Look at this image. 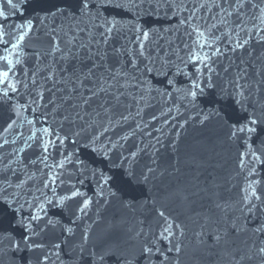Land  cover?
<instances>
[{
	"label": "water",
	"instance_id": "water-1",
	"mask_svg": "<svg viewBox=\"0 0 264 264\" xmlns=\"http://www.w3.org/2000/svg\"><path fill=\"white\" fill-rule=\"evenodd\" d=\"M13 3L0 0L11 42L19 25L33 28L19 48L0 45L13 60L10 80L18 89L0 85V264H261L254 253L264 242L255 232L264 221V0L243 7L228 6L235 0H101L90 13L80 12L77 0ZM193 29L214 34L212 47L195 48L210 67L189 61ZM73 36L94 51L120 50L119 63L109 58L127 73L128 86L111 81V92L125 93L119 105L105 94L90 106L65 102L74 77L62 71L69 65L53 38L66 52ZM243 125L255 131L231 136ZM44 128L60 136L48 153L55 135ZM77 190L83 195L73 197ZM168 224L176 234L165 239ZM217 230L229 232L227 242L215 243Z\"/></svg>",
	"mask_w": 264,
	"mask_h": 264
},
{
	"label": "snow or ice",
	"instance_id": "snow-or-ice-1",
	"mask_svg": "<svg viewBox=\"0 0 264 264\" xmlns=\"http://www.w3.org/2000/svg\"><path fill=\"white\" fill-rule=\"evenodd\" d=\"M245 0H235V5L229 4V7L238 6L243 7ZM96 4L97 7L100 6L101 0H77L78 9L82 13H90L91 6L93 4ZM224 4H228V0H223ZM7 4L11 5L13 8L16 7V5L13 3V0H7ZM217 7H221V4H217ZM224 11H227L225 8ZM229 15H231V12H228ZM0 17H3L4 19H7L5 13L0 10ZM184 21H182L183 23ZM33 28L32 23L29 21L27 24H21L18 26V32L19 34L15 36L16 43L11 42L12 33H6L5 26L3 24H0V45H8L11 44L12 49H17L20 47L21 43L25 41V38L29 33L31 32ZM115 28L114 23H110L106 26V32L104 34V40L103 43L107 44L108 39L111 37V34ZM195 32L197 39L193 43V50L189 53V61L196 65L199 63H204L205 66L207 65V60L210 59L206 54L201 57L196 51L195 48L204 49L207 47H212V45L209 43V40L211 39L212 33H209L206 36V33L204 31H200L198 29H193ZM189 35H192V33H189ZM144 39H147L148 33L143 34ZM8 37V38H6ZM200 38H203L204 42H200ZM78 40V37L73 36L71 37L66 43L70 45L68 50L65 52L64 49L60 48V42L59 40L53 38V47L56 50H59L60 60L67 62L69 65L68 67H62V71L69 72L74 79H71V83L74 85V87L68 89V95L65 98V102L69 103L71 107H85L90 106L91 102L95 100L97 97H100L101 94L105 95H111L113 97V100L111 101L113 107L116 105H119L121 103L120 97L122 95H125V93L119 92L117 89V92H111V89L115 87V84L111 83V81L123 79L125 81L124 84H121V87L128 86V80H127V73L121 69L116 68L115 64H112L109 62V58L116 60L117 63H119L118 56L121 54L120 50H114L112 53H109L108 51L97 49L93 50V47L91 46V42L89 44H77L76 41ZM247 40H245L243 43L237 42L238 48H243L245 44H247ZM187 47V45H185ZM141 48V55H143V44L140 45ZM86 49V51H85ZM8 48H0V53L7 52ZM216 52H219V49H215ZM53 56L55 58V53H53ZM0 61L3 63L0 64V85H7V87L11 88L13 92L18 91L16 84L12 83L10 80V74L14 70V64L13 60L8 55H2L0 54ZM79 61V64L76 62ZM90 62V63H89ZM20 61L17 60L16 64H19ZM132 67H136L135 61L132 62ZM210 67V66H208ZM197 71H199V68H197ZM48 79H52V75L48 77ZM34 82V81H33ZM87 82V83H86ZM91 85V86H89ZM138 87V85H137ZM193 88H199V85L197 83L193 84ZM83 89V91H81ZM200 93H203V89H200ZM3 96H8L9 92L7 89L3 90L2 92ZM79 95L81 97V102L79 105H77L75 102H73V96ZM189 95L195 99L197 96L196 91H191ZM242 95V93H241ZM42 98V97H41ZM105 103H109L108 101H105ZM101 107H104L105 114H109L112 112L111 107H105L104 104H101ZM79 115V113H77ZM123 119H127V116H123ZM208 117H205L207 119ZM109 121L111 122V116H109ZM203 122V121H201ZM250 124L255 125L258 123L257 119H251L249 121ZM107 131V129H105ZM254 132L255 128L248 127L247 125H243L238 127L235 131L231 132V136L235 137L237 133H243V132ZM43 132L45 134H48L49 136L55 135V140L50 139L48 145L44 147V152L48 153L49 146H51L53 149L56 147V140H60V136L58 132H55V130H50L49 128H44ZM63 141L61 140V144ZM135 153H133V156ZM43 159L46 161L47 156H44ZM256 159H259V157H256ZM244 165V157L241 156L240 160V166L243 167ZM52 167H63L62 164L60 165H53ZM149 171H152V169H149ZM57 175H54L51 177V182L54 184L55 180L57 179ZM48 185L46 184L45 187ZM55 189H53L54 191ZM77 195H83L82 193H79L78 190L74 191L72 193V196ZM251 196L254 197L256 200L260 199V196L257 194L255 189H252ZM246 204H252V200L248 197H244ZM90 201L85 199L83 201V207L80 209V211H84L88 208ZM253 208H255V205H253L252 208H249V213L252 212ZM41 210H43V206H41ZM159 216L164 219L165 222L168 221V217L165 215L163 211H160ZM31 220H38L39 217L37 215H32L30 217ZM177 229H180V225H175ZM66 231L68 233H72L71 228H67ZM232 234L236 235L240 229H238L235 225L232 226ZM164 232L168 233V237H164L163 233H161V236L165 239H168L171 236H174L176 233L172 231V224H168V227L164 229ZM255 232L257 234L264 233V221L261 222V226L255 228ZM180 235H183V230L180 229ZM229 238V232L224 231L221 232L217 230L216 234L214 235V241L216 244H220L222 241L227 242ZM87 239V237H85ZM235 241H233L234 243ZM25 243H27V240H25ZM19 247V245H16ZM29 247H42V245H30ZM56 248H59L60 245L56 244ZM172 248H169L168 251H172ZM152 250L150 248H145V252H151ZM175 251L179 252L180 248L179 246L175 247ZM254 256H259L261 258V264H264V242L261 243L259 247H256ZM254 256L245 255L242 257V260H252ZM165 259H167V256H165ZM45 260H47V257H45Z\"/></svg>",
	"mask_w": 264,
	"mask_h": 264
}]
</instances>
